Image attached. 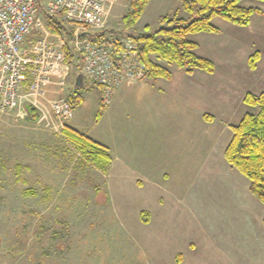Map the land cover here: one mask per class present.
Segmentation results:
<instances>
[{
	"label": "rangeland",
	"instance_id": "1",
	"mask_svg": "<svg viewBox=\"0 0 264 264\" xmlns=\"http://www.w3.org/2000/svg\"><path fill=\"white\" fill-rule=\"evenodd\" d=\"M241 4L263 14L248 27L216 18L219 34L189 36L214 74L191 76L152 55L174 77L126 82L107 103L88 80L73 90V66L64 127L108 149L106 173L63 134L50 110L55 86L45 101L0 112V264H264V205L224 156L232 126L257 112L245 95L264 92V2ZM129 8L120 0L109 32L125 34ZM144 12L131 34L154 32L161 16L189 17L182 0H151Z\"/></svg>",
	"mask_w": 264,
	"mask_h": 264
},
{
	"label": "built area",
	"instance_id": "2",
	"mask_svg": "<svg viewBox=\"0 0 264 264\" xmlns=\"http://www.w3.org/2000/svg\"><path fill=\"white\" fill-rule=\"evenodd\" d=\"M119 2L0 0V112L14 110L25 97L45 101L55 86L50 110L66 126L74 112L63 90L73 66L82 81L101 89L107 103L124 83L144 80L148 69L139 43L109 32ZM54 19L62 33L49 26Z\"/></svg>",
	"mask_w": 264,
	"mask_h": 264
},
{
	"label": "trees",
	"instance_id": "3",
	"mask_svg": "<svg viewBox=\"0 0 264 264\" xmlns=\"http://www.w3.org/2000/svg\"><path fill=\"white\" fill-rule=\"evenodd\" d=\"M243 0H182L183 10L189 14L188 18H173L161 16L160 27L154 32L137 35L130 33L142 17L150 0H130V8L123 18L125 34L140 45V56L147 66V76L151 79H172V72L162 65L152 61L151 56L164 61L168 66H175L178 70L192 75L195 70H202L209 74L215 73L213 61L199 56L195 50L197 44L189 39L190 35L199 33H220L213 21L221 18L238 27H248L254 15L263 12L259 8L245 7ZM264 2V0H257ZM53 20V19H52ZM54 31L62 33L63 25L54 19L49 25ZM70 54L67 61L71 62ZM260 60V52L256 51L249 57L248 65L256 70ZM82 82L76 80L74 88L78 89ZM76 94V91H74ZM75 101H81V96L75 95ZM243 102L257 108L256 113H246L240 122L232 126V138L225 150L226 161L236 168L249 180V190L264 205V92L255 95L247 93ZM28 118L31 121L39 119L38 112L32 108ZM100 118V114L97 115ZM63 134L74 143L101 171L107 172L112 162L108 149L93 142L78 131L64 127ZM18 168V173L21 167ZM27 195L33 192L27 190ZM149 214L141 213V218L148 223ZM181 262V256L178 259Z\"/></svg>",
	"mask_w": 264,
	"mask_h": 264
},
{
	"label": "crops",
	"instance_id": "4",
	"mask_svg": "<svg viewBox=\"0 0 264 264\" xmlns=\"http://www.w3.org/2000/svg\"><path fill=\"white\" fill-rule=\"evenodd\" d=\"M151 1V0H150ZM148 5V4H147ZM147 7V6H146ZM146 10V9H145ZM263 12V11H262ZM145 13V12H144ZM263 14V13H262ZM262 14H260V15H262ZM252 22V21H251ZM214 24V23H213ZM213 34H215V33H213ZM219 34V33H218ZM195 74V72L192 74V75H194ZM191 75V76H192ZM174 77V76H173ZM79 78V76H77V79ZM170 81V80H169ZM82 82V85H80V87L81 86H83V81H81ZM72 90V89H71ZM113 159V158H112ZM112 163H113V160H112V162H111V166H112ZM110 166V167H111ZM251 201H253V200H251ZM252 204L251 202H248V204ZM252 205H254V204H252ZM256 206V205H255ZM257 206H258V204H257ZM259 207V206H258ZM261 209V212L263 213V216H264V209H263V207H261L260 208ZM262 222H263V224H264V217L262 218ZM264 229V228H263ZM264 233V230H262V234ZM245 236V234H242V238ZM263 237H264V234H263ZM196 250V249H195ZM237 250V249H236ZM236 250H235V252H236ZM194 251V250H193ZM236 253H239V252H236ZM241 254H243V253H241ZM250 262V264H257L256 262H253V261H249Z\"/></svg>",
	"mask_w": 264,
	"mask_h": 264
},
{
	"label": "water",
	"instance_id": "5",
	"mask_svg": "<svg viewBox=\"0 0 264 264\" xmlns=\"http://www.w3.org/2000/svg\"><path fill=\"white\" fill-rule=\"evenodd\" d=\"M27 110H28V111H30V110H31L30 106H28V105H27Z\"/></svg>",
	"mask_w": 264,
	"mask_h": 264
}]
</instances>
